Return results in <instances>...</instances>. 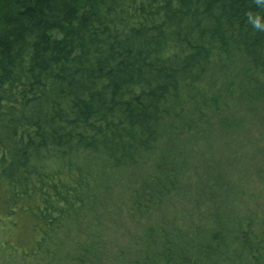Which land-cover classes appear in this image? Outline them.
I'll return each mask as SVG.
<instances>
[{"label":"trees","instance_id":"16d2710c","mask_svg":"<svg viewBox=\"0 0 264 264\" xmlns=\"http://www.w3.org/2000/svg\"><path fill=\"white\" fill-rule=\"evenodd\" d=\"M0 264H264V0H0Z\"/></svg>","mask_w":264,"mask_h":264}]
</instances>
